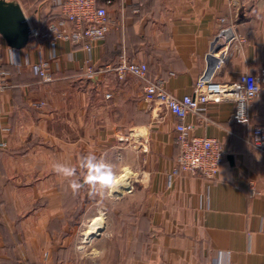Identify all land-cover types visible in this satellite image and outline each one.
<instances>
[{"label":"crops","instance_id":"obj_1","mask_svg":"<svg viewBox=\"0 0 264 264\" xmlns=\"http://www.w3.org/2000/svg\"><path fill=\"white\" fill-rule=\"evenodd\" d=\"M16 1L28 23L42 16L25 9L49 10L48 0ZM107 12L116 24L94 43L92 65L107 68L123 55L147 65L145 78H119L113 69L89 78L86 53L69 42L55 45L52 81L30 66H7L10 86L0 96V264H264V154L250 142L253 126L264 121V90L248 103L247 122L236 121L232 100L197 102L187 114L196 135L216 138L226 152L212 179L173 174L174 117L143 100L144 84L155 77L177 97L192 95L218 58L219 81L259 75L264 0H110ZM0 46L6 61L10 46L1 34ZM48 51L33 39L18 48L23 64ZM88 153L115 175L124 173L129 191L106 190L92 200L84 185L74 194L53 165L79 169L82 179L81 156ZM71 215L101 217L82 232L94 231L91 239H72L81 227Z\"/></svg>","mask_w":264,"mask_h":264},{"label":"built area","instance_id":"obj_2","mask_svg":"<svg viewBox=\"0 0 264 264\" xmlns=\"http://www.w3.org/2000/svg\"><path fill=\"white\" fill-rule=\"evenodd\" d=\"M109 2L110 0H48L47 19L42 21L38 17L34 19L33 24L29 22L30 39L46 42L49 47L48 54L46 57L40 56L36 62L23 64L18 49L9 47L8 59L4 61L0 57V96L10 86L7 80V66L9 65L16 69H20L23 65L30 66L44 82L52 81L54 79L52 60L57 58L54 51L57 42H69L82 48L86 53L83 64L84 73L89 78L105 69H113L119 78L127 75L145 78L147 65L128 60L123 55L119 56V61L115 65L107 68L92 65L91 52L94 43L103 39L116 24L115 20L108 16L107 4ZM137 4H134L135 10L139 9ZM225 20L223 17L220 18L221 22ZM233 38L225 41L227 47ZM217 43L218 41L213 42L207 52L208 56L215 52ZM220 59L218 58L213 69L198 77L192 95L177 97L170 93L162 77L147 80L143 86V100L150 105L162 107L174 117L176 131L174 141L178 147V153L175 157L173 174L184 172L212 179L225 158L226 152L219 140L214 137L196 135L193 131L194 124L187 121V114L198 109L197 102L232 100L235 103L234 118L236 121L247 122L248 103L264 90V65L259 75L243 73L235 80L222 82L216 79L215 72L220 65L218 64ZM252 85L258 89L257 94L252 91L250 87ZM109 96L110 93L105 94L106 98ZM34 104L40 107L43 103ZM2 129L8 131L9 127L4 126ZM250 142L254 148L264 154V121L253 126ZM4 145V142L0 143V146ZM250 192L251 194L256 193L252 189Z\"/></svg>","mask_w":264,"mask_h":264},{"label":"clouds","instance_id":"obj_3","mask_svg":"<svg viewBox=\"0 0 264 264\" xmlns=\"http://www.w3.org/2000/svg\"><path fill=\"white\" fill-rule=\"evenodd\" d=\"M252 91L257 94L258 89L254 85L250 86ZM86 168L85 176L81 178H73L77 176L75 168L68 167L63 163L57 162L53 165V170L69 181V187L75 194L84 185L94 193L103 194L106 190L111 189L115 181V173L112 165L98 158L94 153H88L81 156ZM71 178V179H70Z\"/></svg>","mask_w":264,"mask_h":264},{"label":"water","instance_id":"obj_4","mask_svg":"<svg viewBox=\"0 0 264 264\" xmlns=\"http://www.w3.org/2000/svg\"><path fill=\"white\" fill-rule=\"evenodd\" d=\"M0 34L8 46L16 49L29 42L30 26L16 0H0ZM220 46L221 44L216 48Z\"/></svg>","mask_w":264,"mask_h":264},{"label":"rangeland","instance_id":"obj_5","mask_svg":"<svg viewBox=\"0 0 264 264\" xmlns=\"http://www.w3.org/2000/svg\"><path fill=\"white\" fill-rule=\"evenodd\" d=\"M25 12H26V14L29 16V17H34V14L35 13H37L38 15H41L42 16V18H41V20L43 21L44 20V18L46 19V17H47V14H43V12L39 9V8H30V9H25ZM44 16H43V15ZM40 18V17H39ZM5 55H6V53H5V51L3 50V48L0 46V57L2 58V59H4L5 58ZM47 56V55H46ZM45 55H44V57H46ZM108 93V92H107ZM104 97H105V95H104ZM106 98V97H105ZM87 135V134H86ZM56 136L57 135H54V138L56 139ZM58 136H60L61 137V135H58ZM57 138H59V137H57ZM89 138V136H83V139L86 141L87 139ZM78 170L79 169H76V171L78 172ZM82 172H84V170L82 169ZM121 172H118V173H116V175H115V178H118L119 177V179H120V177L122 178V177H124V173H121ZM74 178H76V177H74ZM115 185V186H114ZM114 187H112L111 189H108L107 191H109V193H113L114 194V196H115V194L117 195V196H120L121 194H122V191H118L117 190V188H116V183H114ZM116 188V189H115ZM113 189H115L116 191H113ZM91 189H88V191H89V194H90V197L92 198V200H93V198H96V196H97V193H94V192H91L90 191ZM127 191H129V189H126L125 187H124V192H127ZM72 195L73 194H71V197H72ZM76 196V195H75ZM119 206V205H118ZM70 219H71V223H73V222H75V223H77L78 224V226H80L81 227V232H75L74 234V238H72V239H74V240H76V241H81V240H89V239H91V234H93V232L94 231H91V233L90 234H87L86 235V233H84V234H82V232H84L85 231V229H86V227L88 226V224H90L91 222H92V220L94 219L93 217H91V216H89V217H86V219H82V220H77V217H75V216H72L71 215V217H70ZM97 234V233H96Z\"/></svg>","mask_w":264,"mask_h":264},{"label":"bare ground","instance_id":"obj_6","mask_svg":"<svg viewBox=\"0 0 264 264\" xmlns=\"http://www.w3.org/2000/svg\"><path fill=\"white\" fill-rule=\"evenodd\" d=\"M114 183H116V188H117V190L118 191H120V190H122L124 187H123V185L125 186L126 185V180H125V174H124V177H120V179H119V177L118 178H115V181H114ZM115 186V185H114ZM115 188V189H116ZM116 191V190H115ZM101 218V217H100ZM99 217H96V218H94L93 220H92V224H91V226L90 227H92V228H96L97 226H98V223H99V219H100Z\"/></svg>","mask_w":264,"mask_h":264}]
</instances>
